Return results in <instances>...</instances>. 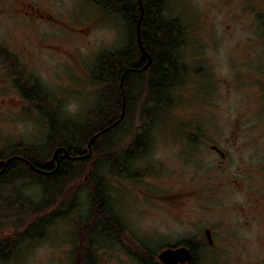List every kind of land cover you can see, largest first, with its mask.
Segmentation results:
<instances>
[{"label":"rangeland","instance_id":"374dc122","mask_svg":"<svg viewBox=\"0 0 264 264\" xmlns=\"http://www.w3.org/2000/svg\"><path fill=\"white\" fill-rule=\"evenodd\" d=\"M28 1L48 10L52 18L25 32L13 26L16 16L5 13L0 17V152L12 153L19 143L34 144L40 148L38 155L44 157L49 136L58 127L62 131L67 127L75 134L72 128L92 118L94 104L106 84L91 76L96 58L103 51L126 46L130 31L116 11H108L93 0ZM208 5L206 0H165L163 15L179 17L186 31L180 57L183 77L181 84L169 88L163 103L148 101L144 84L136 90L138 94L134 90L136 97L114 133V141L118 139L123 147L136 139L138 132L145 134V148L123 161L121 173L107 164L99 170L107 203L124 225L118 234H86L94 208L80 174L63 182L53 195L44 196L42 185L26 171H11L10 167L0 179V238L20 234L40 218L43 225L39 234L31 230L30 239L0 257V264H85L88 251L94 264H163L156 256L163 244L191 237L203 240L206 218L224 211L223 225L227 230L235 229L234 240L250 241L247 234L251 237L256 227L264 228V212L261 221L252 226L234 218L256 207L250 204L248 194H255L264 210V3L256 6L260 16L256 23L252 19L236 21L224 12L218 14V19L222 18L218 20L207 11ZM14 47L28 53L18 57L17 72L9 70H13L12 58L5 53ZM28 75L32 84L21 79ZM16 84L28 89L34 85L38 95L29 89L30 97H20ZM178 128L208 131L214 141L223 133L222 138L228 137L226 161L220 166L219 156H206L200 141L191 142L193 152H187L193 155H177L182 145L176 142ZM177 156L187 160L180 168L181 173L187 172L172 177L178 169ZM205 164L209 166L205 170L208 180L202 187L210 190H206L201 208L197 199L202 194L200 188L190 192L193 200L189 206H174L171 211L157 204L161 201L164 205V199H154L152 193L171 194V187L165 185L173 181L177 187H186L187 180L204 175L199 165ZM160 176L164 185L151 184L153 177ZM224 178L226 193L213 192ZM201 181L196 179L197 184ZM142 185L150 188L146 194ZM49 197L52 202L44 204ZM170 200L165 198V202ZM58 209L63 213L49 215ZM188 214L193 218L191 223ZM260 239L248 245L219 241L214 247L203 241L195 248L192 263L263 264L264 238Z\"/></svg>","mask_w":264,"mask_h":264},{"label":"trees","instance_id":"16d2710c","mask_svg":"<svg viewBox=\"0 0 264 264\" xmlns=\"http://www.w3.org/2000/svg\"><path fill=\"white\" fill-rule=\"evenodd\" d=\"M93 1L108 11H116L119 17L123 19L125 27L130 31L128 44L115 51H103L96 58L91 76L95 81H106V84L101 89L100 100L94 104L92 118L72 128L76 130L75 134L69 133L70 130L67 127H64V131H62L59 127L58 130H55L56 125H52L55 131L52 136H49L51 139L50 146L45 153L46 156L44 155L45 158L38 155L40 148L34 144L19 143L15 145V149L12 151V153L23 155L34 167L40 169V167H46L45 161L51 157L53 149L57 145L62 146L71 156L64 158L67 161L64 163V170L59 166L51 174L45 175L31 170L24 163H18V160H15L11 164V171H26L31 178L42 185L44 196L53 195L54 190L57 191V187H60L63 182L64 184L67 181L71 182L76 175L80 174L81 179H83L82 184L87 187L90 205L94 208L91 210V222L88 224L89 228H86V234L88 232L90 235L91 233L103 235L106 232L108 235H113L115 231L117 235V232L124 225L114 215L110 204L107 203L106 185L99 170L107 164L116 173H121L123 161L128 160L130 156L145 148V143L142 140V136H145L144 132H138L136 139L126 147L120 145L118 139L116 144L111 143L110 138L113 133H118L120 123L136 97L133 94L134 90V93L138 94L136 90L144 84L148 90V101L163 103L167 100L169 88L172 85L181 84L184 65L180 61V57L186 31L179 17L163 15L165 0H141L140 36L144 47L152 57L151 64L146 70L141 67L144 60H138L139 49L135 37V25L140 15L138 1ZM130 64L131 68H128ZM121 72L123 73L120 84ZM31 89L38 95L37 89ZM122 106L124 107V116L119 119V111ZM54 121L52 120V122ZM88 140H90L91 151L86 154ZM60 150L62 149L57 151L58 154L63 151ZM8 153L0 152V159H5L10 154ZM6 170L0 172V179H2L3 174L6 176ZM48 202H52L50 197L44 201V204L48 205ZM62 213L58 209L49 215L52 217ZM40 219L31 223L20 234L0 238V257L8 256L9 252L14 251V247H18L21 241L30 239L33 234L31 230L34 229L36 234H39L38 232L43 225ZM10 254L12 255V252ZM85 255V264L95 263L93 261L94 256L89 254V251L85 252ZM192 261L190 260L189 264H193Z\"/></svg>","mask_w":264,"mask_h":264},{"label":"flooded vegetation","instance_id":"af4514ba","mask_svg":"<svg viewBox=\"0 0 264 264\" xmlns=\"http://www.w3.org/2000/svg\"><path fill=\"white\" fill-rule=\"evenodd\" d=\"M256 1L258 3H256ZM206 0L207 4H209L207 6V11L209 10V12L212 14V16L214 18L220 17L218 16V14L221 13H225L228 18L230 17L231 19L234 18L236 21H240L241 19H243L245 22L247 21H251L256 23V22H260V16L257 13L258 10V5H260L261 3H264L261 0ZM5 3L7 4V6L5 5ZM4 1L0 0V17L3 16V14L7 13V15L9 16V14L11 16H16L17 17V21L18 23L16 24V20L15 18H12V24L13 26H20L21 28H24L25 32H30L33 29L36 28V24L37 22H45L48 21L50 18H52V14L44 9L43 7L37 6L36 4H33L30 1H25V0H15V1ZM261 6V5H260ZM223 16V15H222ZM207 18L209 19V16L207 15ZM248 19V20H247ZM218 20H222V18L218 19ZM27 36V35H26ZM24 39L26 40L27 38ZM25 40L24 43L26 42ZM43 44V43H42ZM41 44V45H42ZM43 46V45H42ZM45 47H47V45H45ZM19 49H21L20 47H14V51H7L6 50V54L7 56H9V58H12L11 60V65L13 67H11L13 70L9 69L10 71H16L18 69H15V66L18 65L17 64V59L18 57L23 54L26 56V54H28L23 48H22V52L19 51ZM45 49V48H44ZM4 53V52H3ZM4 55V54H3ZM2 55V56H3ZM248 55V54H246ZM138 60H139V56H138ZM140 61V60H139ZM149 67V66H147ZM147 67H145L144 69L148 70ZM128 68H131V64L128 65ZM27 70L29 71V69L27 68ZM4 72V71H3ZM17 72V71H16ZM20 72V71H19ZM122 73L121 72V76H120V84H121V80H122ZM5 74V73H3ZM10 75V74H9ZM4 76V75H3ZM27 79L30 84H32L33 79L32 76H26V77H21V79ZM26 80V81H27ZM17 86V93L19 94L20 97H30L29 93V89H31V87L35 88L34 85H31L28 88L23 87L20 84H16ZM180 125V123H179ZM200 129H190V128H178L177 129V140L176 142L179 144H182L178 149L176 150L177 155H181V152H186L188 154V156L190 154H194V153H189V152H193L191 149L193 148V143H196L198 141H200L202 144V147L204 148V153L205 155H215V156H219V165L221 166L223 164V162L226 161L227 159V152L225 151V144L228 141V137H223V133H219L216 136H218L217 141L212 140V133L208 132V131H204L203 133L199 132ZM114 133L111 136V142L115 143L114 141ZM193 142V143H191ZM56 146V145H54ZM58 147H62V146H56V148ZM195 147V146H194ZM198 147V146H197ZM64 148V147H63ZM53 149V151L55 150ZM59 150V149H58ZM52 151V153H53ZM62 151V150H60ZM189 151V152H187ZM63 152V151H62ZM61 152V154H62ZM198 152H201V148L198 149ZM196 153V152H195ZM212 153V154H209ZM61 154L57 153V160H52L50 162L49 159H47L45 161V165L46 167H40V171L36 170L39 168L34 167L25 157H23V155L18 154V153H10L5 159H7V163L3 166L0 164V172L1 171H5L7 168L11 167V164L15 161L18 160V163H24V165H26L27 167H29L31 170L33 169L34 171L41 173V174H51V172L55 169H57L59 166H61L62 170H64V163H66L67 161L64 160V157H61ZM63 158V159H60ZM2 159V158H1ZM0 159V160H1ZM177 160L178 161V169L175 170V172L172 174L174 176H180L182 174H184L185 172H187V170H185L184 173L180 172V168L182 166L187 165L184 164V160L182 158H180L179 156H177ZM5 168V169H4ZM199 168L201 169V173L205 172V170H208L209 166L208 165H199ZM43 170V171H41ZM147 173V172H146ZM171 176V175H170ZM190 176V173L189 175ZM145 177V176H143ZM181 177V176H180ZM192 176H190L191 178ZM156 178V180H154ZM202 178V181L200 182V184L196 183V179ZM196 179H189L187 180V185L186 187H177L174 182H169L167 183V185H165L166 187H171L172 192L169 195H160L159 193L155 194L152 193L154 199H164V205L161 204V201H159L157 204L161 205V206H165L167 207V209L169 210H173L174 206H179V205H186L189 206L190 203H192L191 201L193 200L192 197H190V192L195 189V188H200L202 189V194L200 195V197H198L197 199H200L198 202V208H201L203 206V201L202 198L204 196H207V191L206 190H210V188H203L206 185V180H208V175L207 172L204 173V175H200L198 176ZM154 182L151 184L156 183H162L161 180V176L160 177H153L152 179ZM226 179L224 178L222 180V184L220 185V187L218 188V190H214L213 192L218 193L219 191H221L223 194L226 193ZM164 185V184H163ZM144 188H146V191L142 190V193L146 194L148 192V188L147 186L142 185ZM203 186V187H202ZM171 198L170 201H166L165 202V198ZM248 197L251 199L250 204L256 206L255 208H250L249 212H245V211H241L239 213L238 216H234V218L237 219H243V222L245 225L248 226H252L254 225V222H260L261 221V215L264 212V210L261 209V203L257 202V200L255 199V194H248ZM166 203H168L166 205ZM191 209V213L193 212L194 208L193 206L190 208ZM175 217H179L176 216V214L172 213ZM227 212L224 211L222 212H218L215 214H210L208 216V218H206V221L208 222L207 225L204 227L203 229V240L202 238H196V237H191L188 239H185L183 241L180 242H176L173 244H163L162 246H168V245H184L188 248H190L191 250V257L192 260L194 259V254H195V248L199 247L202 245L203 241H205V243H207V245H209V247H214L216 243H218L219 241H223L225 244L230 245V243H235V242H241L238 243V245H243V243H245L246 245H248V243H257L258 241H261L260 238H264V228H258L256 227V229L253 230V234L250 233L246 235V237L249 239H251L250 241H246V240H240L239 237H237V240H234V235L235 233V229H231V230H227L225 228V226L223 225V222L225 221L224 216H226ZM190 217L188 218L187 221H189L190 223L192 222L191 220L193 219L192 216L190 214H188ZM237 215V214H236ZM229 216V215H228ZM180 219H182L181 217H179ZM195 221V220H194ZM263 223H264V219H263ZM13 236V235H12ZM264 242V241H262ZM193 262V261H192ZM260 262H262L264 264V256H260ZM237 264H242V261H238ZM245 264V263H243Z\"/></svg>","mask_w":264,"mask_h":264},{"label":"water","instance_id":"95a60500","mask_svg":"<svg viewBox=\"0 0 264 264\" xmlns=\"http://www.w3.org/2000/svg\"><path fill=\"white\" fill-rule=\"evenodd\" d=\"M138 3H139V8H140V15H139V18L136 22V42H137V45H138V49H139V60L140 61H143L144 60V63L143 65L141 66L142 68H145L147 66H149L151 64V61H152V57H151V54L148 52V50L144 47L143 43H142V40H141V36H140V28H139V22H140V18H141V15H142V5H141V0H138ZM124 115V108L122 107L121 109V113L119 114V119H121ZM88 147H90V143L88 142ZM58 149H62L63 150V153L61 154V157H64V158H68V157H71L68 152H66L64 150L63 147H58L56 148L49 161L47 162H50L52 160H57V151ZM90 150V148H89ZM7 163V159H1L0 160V164L1 165H5ZM37 171L40 169H36ZM43 171V170H41ZM158 260L163 263V264H173V263H186L190 260L191 258V250L190 248L184 246V245H177V246H166L164 248H161L157 254H156Z\"/></svg>","mask_w":264,"mask_h":264},{"label":"bare ground","instance_id":"6f19581e","mask_svg":"<svg viewBox=\"0 0 264 264\" xmlns=\"http://www.w3.org/2000/svg\"><path fill=\"white\" fill-rule=\"evenodd\" d=\"M138 20V19H137ZM137 22V21H136ZM140 28V27H139ZM135 31H136V25H135ZM135 37H136V33H135ZM124 116V115H123ZM88 142L90 143V140H88ZM88 142H87V147H88ZM89 148L90 147H88V151H87V153L86 154H88L90 151H91V149L89 150ZM190 260H192V257L190 258ZM189 260V261H190Z\"/></svg>","mask_w":264,"mask_h":264}]
</instances>
